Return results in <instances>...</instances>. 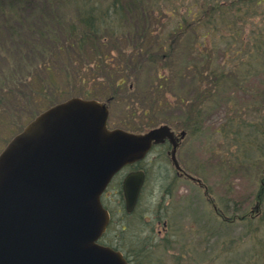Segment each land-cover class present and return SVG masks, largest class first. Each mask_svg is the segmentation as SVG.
Masks as SVG:
<instances>
[{"label":"rangeland","instance_id":"374dc122","mask_svg":"<svg viewBox=\"0 0 264 264\" xmlns=\"http://www.w3.org/2000/svg\"><path fill=\"white\" fill-rule=\"evenodd\" d=\"M1 3L8 2L1 0ZM78 9L76 0H26L18 19L12 16L9 19L4 17L9 27L0 25V43H3L0 48V148L41 110L54 102L80 94H93L101 100L113 96L109 103V122L112 127L126 124L132 125L131 127H146V130L151 125L145 122L150 121L154 113L158 118L164 116L170 124L177 126L173 127L174 129L188 131L178 156L181 161L183 159L187 171L201 178L208 195L205 194V189L197 184L175 176L165 150H154L148 157L151 163L143 164L147 173L146 183L138 206L131 215L123 217L117 211L121 203V199L118 200L120 178L111 185L106 203L114 213V225L113 230L109 229L108 239L112 240L114 232H117L120 238L117 244L132 255L133 264H176L179 259L182 264H246L244 255L246 258L252 255L248 260L249 264H257L254 254L262 249L264 219L253 218L255 225L263 224L259 225L261 231L255 238L247 239L245 236L248 220L240 217L244 214L248 216L253 207L260 185V173L264 172V136L254 130L258 125V129L264 132V110L261 111V108L264 109V70H245L235 80L232 79V82L221 87L217 93L206 96L203 99L206 101L200 126L187 129L188 127L182 126L176 117H185L181 113L188 111L191 105L199 103L201 95L192 90L186 96L190 100L189 106L168 107L164 112L157 107L152 109L151 86L153 81L159 78L162 69L145 61L144 57L138 62L133 61L134 58L130 56L134 49L132 47L139 42H129L126 46L106 38L107 48L101 44L95 46V43L92 50L87 46L66 47L67 44H63V38L68 37V33L62 32L63 28L67 32L75 22L76 29L81 28ZM50 19L55 23L59 22L54 28L56 40L48 41L42 49L44 52L37 57L32 56L28 50L22 51V48H28L23 44L25 38L29 39L25 32L26 26L32 25L31 21H34L33 26L42 28L48 37L53 35ZM45 20L48 22L46 24L49 32L45 28ZM164 20L160 25L159 20H156V24L151 26L155 29L153 36L159 33L163 35L162 31L170 23L167 18ZM253 29V21L247 20L245 34ZM8 30L18 31L24 40L15 37ZM197 33L200 36L203 30L195 32L193 27L189 26L187 32L181 35L188 45L185 47L186 44L180 40L186 60L191 54V59L196 60L192 49L194 42L198 43L195 41ZM57 44L63 45V50H58ZM103 52L110 53L107 59L100 56ZM222 52L220 49L213 54L212 67H231L228 58L225 65V51ZM244 56L245 53L241 55ZM56 78L57 83L54 81ZM116 82L124 84L116 86ZM174 84L177 87L179 85L177 82ZM180 84V87H188L185 81ZM156 96L158 95L153 94V98L156 99ZM200 105L199 103L196 108ZM142 109L147 112L145 118L139 115ZM134 111L135 114L132 115L130 112ZM234 114L238 116L237 122L245 119V123L250 124L246 129H242L239 137L245 141L246 135L249 134L245 146L247 153L243 156L244 160L240 158L241 164L233 163V159H229V155L234 157V154H238L237 149H244L240 146L241 142H237L235 138L231 139L228 126L225 133L224 130L217 131L224 125H230L228 120ZM193 130H197V133H192ZM160 151L162 154L158 153ZM252 161L260 163L259 167H253ZM212 203L216 204L227 219L215 213ZM168 205L170 207L166 209ZM164 220H169L173 227L163 231ZM190 226L193 230H190ZM164 235L170 240L165 237L163 242H160ZM191 237H194V240L188 241ZM185 243L189 245V253L182 257L179 254L175 260V252L181 253L179 246ZM235 244L229 253V246ZM142 249L147 251H141Z\"/></svg>","mask_w":264,"mask_h":264},{"label":"water","instance_id":"95a60500","mask_svg":"<svg viewBox=\"0 0 264 264\" xmlns=\"http://www.w3.org/2000/svg\"><path fill=\"white\" fill-rule=\"evenodd\" d=\"M107 115L96 100L70 98L36 116L0 154V264H127L95 242L108 222L100 193L153 142L174 143L173 133L166 125L145 134L108 130ZM142 182L140 172L123 181L129 211Z\"/></svg>","mask_w":264,"mask_h":264},{"label":"trees","instance_id":"16d2710c","mask_svg":"<svg viewBox=\"0 0 264 264\" xmlns=\"http://www.w3.org/2000/svg\"><path fill=\"white\" fill-rule=\"evenodd\" d=\"M5 1L8 3H1L0 0V25L9 27L7 19L10 16L18 19L26 0ZM76 2L79 6L77 15L81 28L76 29L74 26L76 22L67 32L63 28L62 32L68 33L69 37L63 38V44L66 43V47H89L92 50L97 44L107 48L106 38L120 45L126 44V46L129 42H139V46L134 44L135 46L132 47L134 49L130 56L134 58L133 61L138 62L144 57L145 61H149L156 68L160 66L161 72H163L162 76L155 79L151 86L153 90L150 95L153 99L152 109L157 107L164 112L168 107L189 106L190 100L186 97L189 91L195 90L197 94L201 95L199 98L200 107L196 108L199 103L195 106L191 105L188 111L184 110L181 113L185 117H176L177 121H180L182 126L184 125L188 129L200 126L203 106L206 101L203 99L206 96L214 95L221 87L232 82V79L235 80L245 70L247 72L251 69L264 70V0H76ZM46 8L44 7V9ZM164 18L170 22L168 27L162 31L163 35L159 33L153 36L155 29H152L151 26L156 24L154 23L156 20H159L160 25L161 21H165ZM41 20L43 22V19ZM247 20L253 21L254 29L245 34ZM51 21L53 35L48 37L42 28H35L34 21H31L32 25L29 24L25 29L29 39L25 38L26 41L23 42L29 49L22 48L21 50H28L27 52L36 57L44 52L42 49L46 47L48 41L56 40L54 28L59 25V22L55 23L53 19ZM46 22L45 20V28L48 29ZM189 26H192L195 32L203 30L200 36L199 33L196 34L195 41L198 43L194 42L192 49L196 60L191 59L192 54L186 60L184 47L180 44L181 41L185 43L181 35L187 32ZM8 31L15 37H20L22 41L24 40L18 31ZM49 31L50 29H48ZM2 44L1 42L0 48ZM57 46L58 50L64 48L60 44ZM185 47L188 45L186 44ZM220 49L225 51V65L228 58L230 68L229 66L227 68L211 66L214 62L213 54ZM109 51L111 50L109 49ZM244 53L246 56L241 57ZM108 54L110 53L103 52L100 56L107 59ZM134 62H129V64H134ZM164 70L166 71L164 72ZM54 81L57 83L58 78ZM54 81H52L53 84H55ZM184 81L188 83V87H180V83ZM176 82L179 83L178 87L174 84ZM116 84L120 85L121 83L116 82ZM153 94L158 95L156 99L153 98ZM263 110L261 108V111ZM140 111V116L147 114L145 109ZM234 111L236 112L235 109ZM155 114L150 117L152 120L164 119V116L158 118L159 116ZM237 119L238 116L234 114L228 120L230 125H224L217 131L224 130L225 133V128L228 126V134L231 139L235 138L237 142H241L240 146L244 149H237L238 154H234V157L228 154L229 159H233V163L241 164L240 158L244 160L247 153L245 146L249 134L246 135L245 141L239 137L242 129H246V126L250 124L245 123V119H241V122H237ZM257 126L254 128L255 132L264 136V132H261ZM251 164L253 167L260 165V163L257 164V161H252ZM260 174L257 194L260 204L263 205V214L259 217L264 219V172L262 171ZM260 224L263 223L255 225L252 218L248 219L247 236L245 237L247 239L255 238L261 231ZM261 240H263L261 241V252L258 251L254 254L257 264H264V239ZM188 246L186 243L181 246V253L178 252V255L181 254L182 257L188 254ZM235 246L236 244L229 246L228 252L231 253V247ZM244 256L246 264H249L248 260L252 258V255L250 258ZM176 264H182L181 259L177 260Z\"/></svg>","mask_w":264,"mask_h":264},{"label":"flooded vegetation","instance_id":"af4514ba","mask_svg":"<svg viewBox=\"0 0 264 264\" xmlns=\"http://www.w3.org/2000/svg\"><path fill=\"white\" fill-rule=\"evenodd\" d=\"M176 132V134H177V130H175ZM182 142V141H181ZM181 142H180V145H179V147L181 146ZM169 144L168 143H164L163 144V146L161 147V148H164V149H167L166 150V152L168 151V149H169V146H168ZM179 164L181 165V167L183 168V170L182 171H175V176L176 177H178V178H186V173H187V171L184 169V166H183V164L181 163V160L179 159ZM104 196L106 197L107 196V193L106 194H104ZM165 229H167V227H165ZM104 241H106V242H109L110 243V241L109 240H107V237L104 239Z\"/></svg>","mask_w":264,"mask_h":264}]
</instances>
